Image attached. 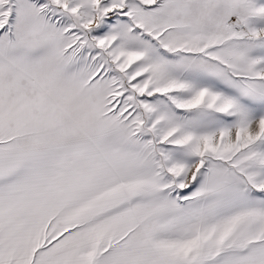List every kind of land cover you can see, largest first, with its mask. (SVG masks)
<instances>
[{
    "label": "snow or ice",
    "instance_id": "6c2138e0",
    "mask_svg": "<svg viewBox=\"0 0 264 264\" xmlns=\"http://www.w3.org/2000/svg\"><path fill=\"white\" fill-rule=\"evenodd\" d=\"M0 264H264V0H0Z\"/></svg>",
    "mask_w": 264,
    "mask_h": 264
}]
</instances>
